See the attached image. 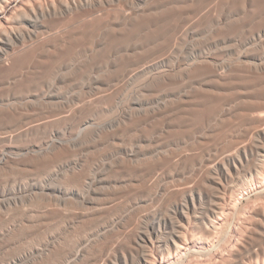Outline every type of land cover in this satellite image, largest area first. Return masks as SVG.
I'll return each mask as SVG.
<instances>
[{
    "label": "rangeland",
    "instance_id": "obj_1",
    "mask_svg": "<svg viewBox=\"0 0 264 264\" xmlns=\"http://www.w3.org/2000/svg\"><path fill=\"white\" fill-rule=\"evenodd\" d=\"M30 1L33 5L35 4V0ZM195 1L194 3V0H181L180 2L179 0H123L121 2L116 1V4L113 2L101 5L98 0H76V7L71 4V10L65 5L56 16L33 14L32 18H21L17 25L19 29L22 28L19 32L22 33L23 29L25 30L26 37L25 42H18L17 52L18 54L22 53L19 54L20 58L18 57V59L23 64L14 71L0 73V109L8 106L15 109L12 113L4 114L5 116L0 115V136H2V133L3 136L4 134L6 136L10 131L9 134L14 133V131L19 132V130L21 132L18 137L13 139L6 140L2 138L3 141L0 139V158L5 156L8 160L6 165H0V264H92L94 258H99V262H101L102 258L122 255H127L129 263L135 264L134 260L137 259L139 253L137 250L133 251L135 254L130 253L124 239L134 238L139 232H144L145 227L151 225L156 218H163V220L166 218L173 219L175 225H179L181 217L178 218L176 216V203L186 202L183 196H179L180 199L182 198L179 200L176 190L184 186L195 187L201 194L195 199V203H192L197 209L194 208L189 211L190 220L186 217L183 221L181 219V223L185 224V239H194L193 243L196 246L193 247V250L196 251L199 248L198 246L201 245L197 239H208L207 250L210 251H207L208 253L205 255H189L190 249L182 250L180 257L170 259L165 264H205L206 262V264H210L211 260L214 262V258H219L214 259L218 261L224 259L227 263L225 259L231 256L229 249L235 243V236L239 239H241L239 236L246 239L248 232L245 227H242L243 225L245 226V222H242L243 218L246 216L250 217L253 207H264V189L262 191L259 190L260 193L256 192L258 191L257 187L264 185V182H262L263 184L257 182L252 185L256 180L258 181V177L264 178L263 174H261V172L264 173V168L260 169L259 155L264 151L255 150V153L257 152L256 155L254 153V156L250 157V162L245 163L243 169L239 172L234 171L231 176L224 180L228 189L226 190L227 192L223 193V202L225 203L226 211L233 213L232 216L225 211V216L224 213L221 216L223 218H216L212 208V202L216 194L210 186H207V184L205 186L203 174L205 175L204 168H206L207 164L213 162V160L210 162L211 160L207 159L214 158L216 154L223 148H227L228 145V148H231L232 145L230 143L233 140L239 138L245 143L256 140L255 142L257 143L255 144L259 145L261 142L259 143V138L257 137L259 134L258 129L260 130L261 127H256L255 129L256 124L251 119L247 118L246 120L244 119L246 117H241L240 115V119H243L241 122L240 119H237L238 116L230 118L231 116L229 115L227 124L223 127V124L218 120L219 111H217L220 110V96L211 90L205 91V88H207V84H211L213 89L209 88L215 90L218 78L216 75L220 76L224 72L227 74V81L232 79L235 82V84L234 82L228 84L230 86L228 93H230V97L233 96V98L231 97L233 100L230 98L232 100L230 102L231 105L236 103V106H238L240 104L238 106L240 109L246 108V105L247 107L249 106V102L243 100L245 97L237 98L236 96L240 87L246 90L248 88V90H251L249 91L251 94L260 93V95H264V73L251 75L250 73L237 72V74L235 71L232 72V66L236 63V59L246 60L248 57L249 59L246 61L249 62H264V49H262V47L264 48V12H262V10L264 11V8H262L264 4L255 10L253 7H243L244 0H237V2L236 0H204L207 3V5L205 4L206 6L203 0ZM199 1L203 3L201 4ZM259 1L263 3L264 0ZM187 2L191 8L185 5ZM179 5L189 8L187 10L182 7V9ZM200 5L203 7H199ZM209 7L213 8L210 9ZM238 8L239 10H237ZM253 10L256 11L254 15L252 14ZM109 11L112 13L111 16ZM245 12L248 14L247 16ZM182 13L184 15L183 18H181ZM212 13L216 14V16ZM132 14L133 17L135 15V19L125 20V15L132 16ZM186 14H188V17ZM260 14H263V18ZM240 16L243 17V23H245L243 24V26L245 25L243 29L235 23ZM92 17L93 19L91 20ZM214 19L215 21H213ZM253 21L254 23H252ZM105 24L107 25L105 26ZM90 25H93V29ZM123 25H126L125 29ZM94 26L97 27L94 28ZM231 31L234 32L232 33ZM223 33L225 36H223ZM243 33L250 35V38ZM239 34L243 37L239 36ZM45 39L50 40V43L48 46L42 47V42ZM70 39L71 41H69ZM32 42L35 44H32ZM27 43L28 45H26ZM36 47L37 49H34ZM165 49L166 51L169 50V52H165ZM173 50L178 54H175ZM216 52L219 54L214 55ZM246 52H248V55ZM6 56L9 58V55ZM221 58L222 60H220ZM233 59L235 60L232 61ZM178 60L183 61L182 63L179 62L181 63L179 64ZM205 60H213L212 65L215 69L209 70L204 67ZM57 65L60 67L58 68ZM195 67H200V69L192 72ZM214 70H218L217 73ZM172 71H176V73ZM47 72L52 76L48 77ZM141 72H143V75H141ZM231 73L235 75L233 74L232 76ZM165 76L177 77L179 83H161L160 77ZM236 79H238L237 83ZM244 82L245 84L243 85ZM256 86L257 88H255ZM188 93H190V97L185 100L186 96L184 97V95ZM206 100L208 103L205 102ZM203 101L204 104L201 103ZM209 101L213 106L209 105ZM240 101L243 103H240ZM213 107L216 108L214 109ZM69 113L71 116H69ZM59 117L63 118L59 120ZM139 118L142 119L140 120ZM50 119H54L55 122H47L48 124L39 127L40 129L38 127H32L28 131L24 129L27 126L38 123V121ZM233 119L238 122L235 123ZM125 123L129 126L126 130L124 129ZM177 123H179V126ZM254 124L255 126H252ZM189 126L192 127L190 128ZM196 127L201 128L197 129V131L195 130ZM245 127L247 128L246 130L244 129ZM223 128L228 131L226 134H222ZM238 128L241 129L239 130ZM107 135L110 136L107 137ZM228 135L231 136L229 137ZM248 138H250V141H247L249 140ZM61 148L65 150V153L54 157L55 152L62 151ZM204 152L206 155H203ZM214 152L216 153L214 154ZM166 154H168L167 157ZM179 154L182 155L179 156ZM197 154L199 158L196 157L198 156ZM194 156L198 159L194 158ZM206 156L210 157L206 158ZM255 157L259 158L256 159ZM182 158L184 161L181 160ZM54 159L57 162L53 163ZM48 162L49 164H47ZM193 164L194 166H192ZM190 169L196 173H193ZM202 169L203 171H201ZM77 173L84 176V178L82 177L83 180H80L81 182L77 181L79 184L72 181V178L77 176ZM187 179L189 180L187 181ZM197 180L201 182L199 183ZM73 184L76 185L74 186ZM148 190L149 192H147ZM143 191L147 193L144 194ZM228 196L230 198L234 196V198L230 199ZM227 197L228 199H226ZM94 206L97 211L93 209ZM97 206H99L98 209ZM231 206H235V208ZM42 207L45 208L43 209ZM200 210L201 212H199ZM42 213L47 214L43 215ZM53 214H56V216H53ZM227 214L229 218H226L228 217ZM243 214L246 216H243ZM239 215L240 217H238ZM102 216L105 218H101ZM82 218H85V220ZM195 218L196 220L194 221ZM239 218H242V220H239ZM215 220H218L216 221L218 222L217 224L214 222ZM208 221L215 223L216 228L214 235L206 238L205 231L201 225L203 222ZM197 223H199V226ZM93 225L99 230L94 228ZM220 225L222 226L218 227ZM167 226V228L164 226L159 227L161 234L159 233V237L154 236V238L164 239V241L171 240L174 227L172 224ZM127 229L131 230L128 231ZM240 230L243 233L238 232ZM263 230L264 228L260 227L256 234L257 236L255 235V239H260L262 243H264ZM239 233H242V235ZM262 234L263 236L261 237ZM95 239H100V241L94 248ZM228 245L230 246L228 247ZM51 248L52 250L54 248H61L65 251L70 250L69 259L71 262L68 263L61 255L52 256ZM156 250L153 249L155 253ZM153 251L152 253L155 257L159 256L158 253L155 254ZM227 252L228 258H226ZM77 256H79V259ZM263 259L264 256H261L258 260L255 257L250 259L251 261L249 260L248 264H264ZM237 262L235 261L233 264L240 263L239 261ZM156 263L158 264V261Z\"/></svg>",
    "mask_w": 264,
    "mask_h": 264
},
{
    "label": "bare ground",
    "instance_id": "obj_2",
    "mask_svg": "<svg viewBox=\"0 0 264 264\" xmlns=\"http://www.w3.org/2000/svg\"><path fill=\"white\" fill-rule=\"evenodd\" d=\"M30 0H0V73L1 72H11V71H14V70H16V69H18V67L19 66H22V62L18 59V57H19V54L21 53H19L18 54V52H17V48H18V42H20V43H23V42H25V35H26V33H25V30L23 29V32L21 33V32H19L20 31V29H22V28H20L19 29V26L17 25L18 23H19V21L21 20V18H23V17H26V18H28V17H31L33 14H40V15H42V16H46V15H49V16H52V15H57L58 13H60L61 12V10H62V7H64L65 5H67L68 6V9L69 8H71V10H72V7H71V4H73L72 6L73 7H76V0H35V4L33 5L32 3H31V1L29 2ZM81 1V0H80ZM87 1V0H86ZM94 1V0H93ZM99 1V3L101 4V5H104V4H111V3H115L116 1L118 2H121V1H123V0H98ZM124 1H128V0H124ZM138 1V0H137ZM141 1H143V0H141ZM146 1V0H145ZM181 0H179V2H180ZM186 1V0H185ZM191 1V0H190ZM204 1V0H203ZM207 1H209V0H207ZM212 1V0H211ZM130 2V1H129ZM167 2H169V1H167ZM167 2H166V4H167ZM178 2V3H179ZM196 1L194 0V3H195ZM200 2V1H199ZM205 2V1H204ZM236 2H237V0H236ZM131 3V2H130ZM149 3V2H148ZM151 3V2H150ZM153 3V2H152ZM160 3H161V1H160ZM171 3H174V2H171ZM170 3V4H171ZM201 3V2H200ZM203 3V2H202ZM201 3V4H202ZM99 4V5H100ZM116 4V3H115ZM120 4V3H119ZM182 4V3H181ZM183 4H184V2H183ZM187 4H188V2H187ZM187 4H185L186 6H189V4L187 5ZM193 4V3H192ZM207 5V3L205 2L204 3V5ZM236 4V3H235ZM262 4H264V1H263V3L261 2V1H259V0H244L243 1V7H253V8H255V10H256V8L257 9H259V7L260 6H262ZM94 5V4H93ZM140 5V4H139ZM151 5V4H150ZM155 5H157V4H155ZM159 5V4H158ZM172 5H174V4H172ZM205 5V6H206ZM237 5V4H236ZM125 6V5H124ZM142 6H143V4H142ZM153 6V5H152ZM161 6V5H160ZM164 6V5H163ZM170 6V5H169ZM209 6V5H208ZM238 6V5H237ZM90 7H92V6H90ZM96 7V6H95ZM135 7V6H134ZM144 7V6H143ZM168 7V6H167ZM176 7H177V5H176ZM179 7H181V5H179ZM182 7H184V6H182ZM181 7V8H182ZM190 7V6H189ZM189 7H187V8H189ZM199 7H201V5L199 6ZM203 7V6H202ZM201 7V8H202ZM140 8V7H139ZM159 8V7H158ZM161 8H163V7H161ZM166 8V7H165ZM184 8H186V7H184ZM186 8V9H187ZM191 8V7H190ZM210 8V7H209ZM213 7H211L210 9H212ZM217 8V7H216ZM262 8H264V7H262ZM80 9V8H79ZM78 9V10H79ZM107 9V8H106ZM137 9V8H136ZM141 9V8H140ZM144 9H146V8H144ZM154 9V8H153ZM183 9V8H182ZM206 9V8H205ZM64 10V9H63ZM81 10V9H80ZM111 10V9H110ZM115 10H119V9H115ZM139 10V9H138ZM163 10H164V8H163ZM188 10V9H187ZM199 10H200V8H199ZM198 10V11H199ZM216 10V9H215ZM237 10H239V8L237 9ZM243 10V9H242ZM255 10H253V12H252V14L254 15L255 13H256V11ZM261 10V9H260ZM76 11H77V9H76ZM106 11V10H105ZM113 11V10H112ZM158 11V10H157ZM180 11H181V9H180ZM184 11H186V10H184ZM202 11V10H201ZM204 11V10H203ZM206 11H207V9H206ZM205 11V12H206ZM208 11H210V10H208ZM246 11V10H245ZM249 11V10H248ZM72 12V11H71ZM74 12V11H73ZM79 12V11H78ZM100 12V11H99ZM98 12V13H99ZM119 12V11H118ZM125 12H126V10H125ZM128 12H131V11H128ZM142 12H144V11H142ZM146 12V11H145ZM149 12V11H148ZM187 12H189V11H187ZM196 12V11H195ZM214 12V11H213ZM237 12V11H236ZM239 13H240V11H238ZM262 12H264L263 10H262ZM90 13H91V11H90ZM104 13V12H103ZM102 13V14H103ZM109 13H110V11H109ZM114 13H115V11H114ZM140 13V12H139ZM197 13V12H196ZM199 13V12H198ZM203 13V12H202ZM243 13V12H242ZM246 13V12H245ZM244 13V14H245ZM250 14H251V12H249ZM111 14L112 13H110V16H111ZM118 14V13H117ZM143 14V13H142ZM192 14V13H191ZM213 14V13H212ZM235 14V13H234ZM237 14V13H236ZM241 14V13H240ZM264 14V13H263ZM262 14V15H263ZM73 15V14H72ZM106 15V14H105ZM146 15V14H145ZM187 15V17H188V14H186ZM210 15V14H209ZM214 15V14H213ZM239 15V14H238ZM246 16L248 15L247 13L245 14ZM261 15V14H260ZM261 15V17L263 18V16ZM89 16H91V15H89ZM97 16V15H96ZM99 16V15H98ZM97 16V17H98ZM138 16V15H137ZM136 16V17H137ZM183 13H182V17L181 18H183ZM189 16H191V15H189ZM201 16V15H200ZM211 16V15H210ZM214 16H216V14L214 15ZM243 16V15H242ZM251 16V15H250ZM100 17V16H99ZM207 17H208V15H207ZM207 17H205V18H207ZM253 17V16H252ZM252 17H251V19H252ZM32 18V17H31ZM36 18V17H35ZM34 18V19H35ZM46 18V17H45ZM94 18H96V17H94ZM104 18V17H103ZM121 18H122V16H121ZM124 18H125V20H132V19H135V15H134V17H133V14H132V16L131 15H125L124 16ZM141 18V17H140ZM139 18V19H140ZM186 18V17H185ZM204 18V19H205ZM211 18V17H210ZM234 18H235V16H234ZM258 17H256V19H257ZM41 19H42V17H41ZM93 19V17L91 18V20ZM100 19V18H99ZM138 19V20H139ZM209 19V18H208ZM237 19V18H236ZM251 19H250V22H251ZM254 19V18H253ZM264 19V18H263ZM101 20H102V15H101ZM124 20V19H123ZM179 20H180V18H179ZM200 20H201V18H200ZM235 20V19H234ZM233 20V21H234ZM257 20H259V19H257ZM98 22H99V20H97ZM107 21H108V19H107ZM213 21H215V19L213 20ZM216 21H217V19H216ZM237 22H235V23H237V26L238 27H240V28H242L243 29V27H245V25L243 26V24H245V23H243V17H241L240 16V18L238 17V19L236 20ZM245 21V20H244ZM255 21V20H254ZM254 21L252 22V23H254ZM264 21V20H263ZM109 22V21H108ZM108 22H106L107 24H109ZM189 22V21H188ZM193 22V21H192ZM203 22V21H202ZM205 22V21H204ZM210 23L212 22V21H209ZM246 22V21H245ZM249 22V21H248ZM21 23V22H20ZM26 23V22H25ZM42 23H44V22H42ZM97 23V22H96ZM140 23V22H139ZM206 23V22H205ZM207 23H208V20H207ZM213 23V22H212ZM93 24V23H92ZM95 24V23H94ZM107 24H105V26L107 25ZM127 24V23H126ZM141 24V23H140ZM145 24H147V23H145ZM150 24V23H149ZM256 25H258L257 23H255ZM33 25V24H32ZM49 25H51V24H49ZM89 25V24H88ZM130 25V24H129ZM210 25V24H209ZM231 25V24H230ZM234 25V24H233ZM249 25H250V23H249ZM254 25V24H253ZM47 26V25H46ZM91 26V25H90ZM93 26V25H92ZM91 26V27H92ZM101 26V25H100ZM124 26V25H123ZM126 26V25H125ZM125 26H124V29H125ZM128 26V25H127ZM226 26V25H225ZM25 27V26H24ZM32 27V26H31ZM34 27V26H33ZM74 27V26H73ZM89 27V26H88ZM95 27H97V26H94V28ZM104 27V26H103ZM233 27V26H232ZM246 27H247V24H246ZM260 27H262L261 25H260ZM264 27V26H263ZM19 30H18V29ZM26 28V27H25ZM40 28H42V27H40ZM39 28V29H40ZM51 28V27H50ZM90 28V27H89ZM101 28V27H100ZM99 28V29H100ZM251 28V27H250ZM27 29V28H26ZM34 29V28H33ZM38 29V30H39ZM48 29H49V27H48ZM92 29H93V27H92ZM91 29V30H92ZM223 29V28H222ZM247 29V28H246ZM249 29V28H248ZM261 29V28H260ZM35 30V29H34ZM36 30H37V28H36ZM235 30V29H234ZM245 30V29H244ZM252 30V29H251ZM259 30V29H258ZM29 31H30V29H29ZM40 31V30H39ZM48 31V30H47ZM65 31V30H64ZM64 31H63V33H64ZM69 31V30H68ZM240 31V30H239ZM253 31V30H252ZM38 32V31H37ZM42 32V31H41ZM232 33L234 32V31H231ZM236 32H238L237 30H236ZM235 32V33H236ZM241 32V31H240ZM246 32V31H245ZM253 32H255V31H253ZM33 33V32H32ZM40 33V32H39ZM67 33V32H66ZM226 33V32H225ZM242 33V32H241ZM240 33V34H241ZM34 34H35V32H34ZM42 34H44V33H42ZM46 34V33H45ZM47 34H48V32H47ZM77 34V33H76ZM173 35H174V33H172ZM228 34H230V33H228ZM239 34V36H241ZM243 34H245V33H243ZM67 35V34H66ZM169 35H170V33H169ZM236 35V34H235ZM35 36V35H34ZM47 36V35H46ZM45 36V37H46ZM60 36V35H59ZM64 36V35H63ZM223 36H225V34L223 33ZM228 36V35H227ZM234 36V35H233ZM237 36V35H236ZM245 36H249V38H250V35H247V34H245ZM36 37V36H35ZM38 37H39V35H38ZM43 37V36H42ZM67 37H69V36H67ZM169 37V36H168ZM167 37V38H168ZM171 37V36H170ZM241 37H243V36H241ZM258 37H259V35H258ZM47 38V37H46ZM51 38V37H50ZM58 38V37H57ZM65 39H66V37H64ZM70 38H72V37H70ZM175 38V37H174ZM262 38V37H261ZM33 39H34V37H33ZM37 39V38H36ZM48 39V38H47ZM67 39H69V38H67ZM75 39V38H74ZM40 40V39H39ZM42 40V39H41ZM44 40V39H43ZM165 40V39H164ZM242 40V39H241ZM246 40V39H245ZM253 40H254V38H253ZM29 41H30V39H29ZM34 41V40H33ZM37 41V40H36ZM36 41H35V43H36ZM69 41H71V39L69 40ZM166 41V40H165ZM177 41V40H176ZM237 41V40H236ZM42 42V41H41ZM53 42V41H52ZM54 42H56V41H54ZM60 42V41H59ZM226 42H227V40H226ZM245 42V41H244ZM264 42V41H263ZM34 42H32V44H33ZM34 43V44H35ZM49 43H50V40H46L45 39V41H43L42 42V47H46V46H48L49 45ZM67 43H69V42H67ZM167 43V42H166ZM173 43V42H172ZM242 43V42H241ZM259 43V42H258ZM175 44V43H174ZM173 44V45H174ZM26 45H28V43L26 44ZM56 45V44H55ZM257 45H259V44H257ZM17 46V47H16ZM20 46V45H19ZM23 46V45H22ZM39 46V45H38ZM170 46H171V42H170ZM253 46V45H252ZM260 46V45H259ZM26 47V46H25ZM168 47V46H167ZM174 47V46H173ZM237 47V46H236ZM29 48H30V46H29ZM33 48V47H32ZM52 48V47H51ZM226 48V47H225ZM261 48V47H260ZM25 49H27V48H25ZM34 49H37V47L36 48H34ZM42 49V48H41ZM164 49V48H163ZM173 49V48H172ZM252 49V48H251ZM262 49H264L263 47H262ZM19 50V49H18ZM47 50V49H46ZM162 50V49H161ZM176 50V49H175ZM21 51V50H20ZM165 52H169V50L168 51H166V49L164 50ZM174 51V50H173ZM178 51V50H177ZM228 51V50H227ZM252 51V50H251ZM253 51H254V49H253ZM259 51V50H258ZM11 52V53H10ZM41 52V51H40ZM159 52H160V50H159ZM175 52V54L177 53L176 51H174ZM220 52V51H219ZM222 52V51H221ZM243 52H245V51H243ZM254 52H256V51H254ZM253 52V53H254ZM260 52V51H259ZM258 52V53H259ZM263 52V51H262ZM261 52V53H262ZM32 53H35V52H32ZM235 53V52H234ZM247 53V55H248V52H246ZM246 53H245V55H246ZM250 53H252V52H250ZM257 53V52H256ZM22 54V53H21ZM43 54V53H42ZM178 54V53H177ZM194 54V53H193ZM217 55V54H219L218 52H216V53H214V55ZM226 54V53H225ZM263 54V53H262ZM6 55H9V58L6 56ZM162 55V54H161ZM214 55L212 54V56L214 57ZM250 55V54H249ZM252 55V54H251ZM22 56V55H21ZM169 56V55H168ZM177 56V55H176ZM175 56V57H176ZM211 56V55H210ZM225 56H227V55H225ZM7 57V58H6ZM224 57V56H223ZM247 57V56H246ZM245 57V58H246ZM20 58V57H19ZM199 58H201L200 56H199ZM212 58V57H211ZM203 59H205V58H203ZM227 59V58H226ZM225 59V60H226ZM247 59H249L248 57H247ZM246 59V60H247ZM160 60V59H159ZM186 60V59H185ZM189 60V59H188ZM200 60V59H199ZM220 60H222V58L220 59ZM235 59H233L232 61H234ZM237 61H236V63H234V65L233 64H230V65H233L232 67V72H243V73H250L251 75L252 74H261V73H264V62H259L258 63V61H246V60H241V59H236ZM183 61V60H182ZM182 61L180 60H178V63L179 62H181L182 63ZM198 61V60H197ZM206 62H205V64H204V67H206L207 69H211V70H213V69H215V68H213V63H212V61H210V60H205ZM155 62V61H154ZM158 62H160V61H158ZM162 62V61H161ZM195 62V61H194ZM214 62V61H213ZM228 62V61H227ZM52 63V62H51ZM53 63H54V59H53ZM164 63V62H163ZM173 63V62H172ZM181 63H179V64H181ZM184 63V62H183ZM217 63V62H216ZM219 63H221V62H219ZM226 63V62H225ZM155 64V63H154ZM162 64V63H161ZM185 64V63H184ZM189 64V63H188ZM192 64V63H191ZM196 64V63H195ZM224 64V63H223ZM156 65V64H155ZM159 65V64H158ZM170 65H172V64H170ZM202 65V64H201ZM222 65V64H221ZM165 66V65H164ZM169 66V65H168ZM189 66V65H188ZM196 66V65H195ZM200 66V65H199ZM57 67H58V65H57ZM60 67V66H59ZM58 67V68H59ZM182 67V66H181ZM183 67H184V65H183ZM187 68V67H186ZM223 68V67H222ZM225 68V67H224ZM22 69V68H21ZM24 69V68H23ZM141 69V68H140ZM147 69V68H146ZM145 69V70H146ZM157 69H158V67H157ZM190 69H191V66H190ZM198 69H200V67H195V69H193L192 70V72L193 71H196V70H198ZM220 69V68H219ZM229 69H230V67H229ZM50 70H51V68H50ZM57 70V69H56ZM125 70V69H124ZM148 70V69H147ZM174 70V69H173ZM176 70V69H175ZM186 70V69H185ZM206 70V69H205ZM231 70V69H230ZM47 71H48V69H47ZM177 71V70H176ZM176 71H174L175 73H176ZM189 71V70H188ZM218 71V70H217ZM217 71H215L214 70V72H216L217 73ZM221 71H223V70H221ZM227 71V70H226ZM54 72V71H53ZM57 72V71H56ZM125 72V71H124ZM139 72V71H138ZM137 72V73H138ZM146 72V71H145ZM170 72V71H169ZM173 72V71H172ZM173 72V73H174ZM183 72H185V71H183ZM187 72V71H186ZM207 72V71H206ZM123 73V72H122ZM143 72H141V75H143L142 74ZM148 73V72H147ZM151 73V72H150ZM180 73V72H179ZM188 73V72H187ZM186 73V74H187ZM201 73V72H200ZM204 73V72H203ZM202 73V74H203ZM237 73V74H238ZM3 74V73H2ZM46 74H48L49 75V73L47 72ZM124 74V73H123ZM130 74V73H129ZM151 74H153V73H151ZM211 74V73H210ZM232 74V73H231ZM230 74V75H231ZM234 74V73H233ZM233 74H232V76H233ZM247 74H246V76H247ZM51 75V74H50ZM50 75L48 76V77H50ZM121 75V74H120ZM125 75V74H124ZM132 75V74H131ZM134 75V74H133ZM145 75V74H144ZM157 75H159V74H157ZM163 75H165V74H163ZM162 75V76H163ZM167 75V74H166ZM207 75V74H206ZM212 75V74H211ZM218 75V74H217ZM216 75V77H218L217 78V83H219V84H217L216 83V85H215V90H217V91H215V90H212L213 88H212V86L213 85H209V84H207L206 86H207V88H205V91H208V90H211L213 93L214 92H216V94H218L219 96H220V110H217V111H219L218 113H219V116L218 115H215V116H218L219 118H218V120L223 124V127L225 126V124H227V121H228V116L230 115L231 117L230 118H232V116H238L237 117V119H240L241 117H246V118H244V119H246L247 120V118H249V119H251L255 124H256V126H255V124L254 125H252V126H255V129H256V127H261L260 128V130L258 129V137L257 138H259V145H256L255 143H257V142H255V141H253V142H244V141H241V140H239V138L238 139H235V140H233V142L232 143H230V141H229V143H230V145H232V147L231 148H228V146H227V148H223L218 154H216V156H214V158L213 157H211V158H209V159H207V160H211L210 162H212V160H213V162L211 163V164H207V166H206V168H204V170H205V175L203 174V176H204V183H205V186H206V184H207V186H210V188H212V190H214L215 191V194H216V197H215V199H214V201L212 202L213 204H212V208H213V213L216 215V218L217 219H221V218H223V217H221L223 214L222 213H224V216H225V211H226V206H225V203L223 202V199H224V192L228 189L227 188V186H226V184L224 183V180L225 179H227L229 176H231V174L235 171V172H239L241 169H243V167H244V165H245V163H247L249 160H250V157L255 153V150H262V151H264V111H263V108H264V95H260V93H258V94H251L249 91H251V90H248V88H247V90L246 89H241V87H240V89H238V91H237V94H236V96H237V98H239V97H245V99H243L245 102H249V106L247 107V105H246V108H244V109H240L238 106H240V104L238 105V106H236V103L235 104H230V102L233 100L232 98H233V96H231L230 97V93H228V89L230 88V86H228V84L229 83H232V82H234V81H232V79L230 80V81H227L226 80V78H227V74L226 73H221L220 74V76H217ZM235 75V74H234ZM240 76H241V74H239ZM52 76V75H51ZM148 76V75H147ZM155 76H156V74H155ZM170 76V75H169ZM205 76V75H204ZM213 76V75H212ZM257 76V75H256ZM3 77V76H2ZM127 77V76H126ZM130 77V76H129ZM152 77V76H151ZM193 77V76H192ZM207 77H208V75H207ZM248 77H249V75H248ZM247 77V78H248ZM253 77V76H252ZM261 77V76H260ZM263 77V76H262ZM44 78V77H43ZM52 78V77H51ZM131 78V77H130ZM148 78V77H147ZM188 78V77H187ZM211 78V77H210ZM215 78V77H214ZM231 78V77H230ZM243 78H244V76H243ZM250 78V77H249ZM257 78V77H256ZM121 79H123V78H121ZM127 79V78H126ZM150 79V78H149ZM192 80H193V78H191ZM229 79V78H228ZM239 79H240V77H239ZM245 79V78H244ZM252 79V78H251ZM146 80V79H145ZM145 80H143V81H145ZM185 80V79H184ZM186 80H188V79H186ZM210 80V79H209ZM234 80V79H233ZM237 80V81H236ZM235 81H236V83L238 82V79H236ZM241 80V79H240ZM239 80V81H240ZM249 81H250V79H248ZM253 80V79H252ZM247 81V80H246ZM160 82L161 83H166V84H178L179 82H178V78L177 77H168V76H165V77H160ZM187 82H189V81H187ZM199 82V81H198ZM205 82V81H204ZM250 82H252V81H250ZM185 83V82H184ZM201 83V82H200ZM186 84V83H185ZM184 84V85H185ZM198 84V83H197ZM234 84H235V82H234ZM240 84V83H239ZM245 84V82L243 83V85ZM261 84H263V82H261ZM146 85H147V83H146ZM242 85V84H241ZM251 85V84H250ZM253 85H255V84H253ZM257 85H258V83H257ZM172 86H174V85H172ZM189 86V85H188ZM198 86V85H197ZM235 86V85H234ZM238 86V85H237ZM246 86H248V85H246ZM261 86V85H260ZM175 87V86H174ZM176 87H177V85H176ZM187 87V86H186ZM185 87V88H186ZM202 87V86H201ZM209 87H211L212 89H210ZM262 87V86H261ZM44 88V87H43ZM232 88V87H231ZM235 88V87H234ZM237 88H239V87H237ZM236 88V89H237ZM250 88H252V87H250ZM249 88V89H250ZM254 88V87H253ZM255 88H257V86L255 87ZM258 88H259V85H258ZM233 89V88H232ZM236 89H235V92H236ZM177 90V89H176ZM187 90V89H186ZM185 90V91H186ZM258 90V89H257ZM175 91V90H174ZM204 91V90H203ZM229 91H231V90H229ZM255 92V91H254ZM177 93V92H176ZM232 93V92H231ZM174 94V93H173ZM179 94V93H178ZM181 94H183V93H181ZM263 94V93H262ZM174 96V95H173ZM175 96H177L176 94H175ZM186 96V97H185ZM198 96V95H197ZM200 96V95H199ZM205 96V95H204ZM203 96V97H204ZM104 97V96H103ZM183 97V96H182ZM184 97L186 98L185 100H187L189 97H190V93H188L187 95L185 94L184 95ZM235 97V96H234ZM171 98H172V96H171ZM217 98H218V96H217ZM232 100H231V99ZM236 98V97H235ZM176 99V98H175ZM210 99V98H209ZM208 99V100H209ZM34 100V99H33ZM171 100V99H170ZM218 100V99H217ZM241 100V99H240ZM197 101V100H196ZM236 101V100H235ZM144 102V101H143ZM205 102H207L208 103V101L206 100ZM214 102V101H213ZM242 101H240V103H241ZM200 103V102H199ZM201 103H203L204 104V101L203 102H201ZM209 105L210 106H213L212 104H211V102L209 101ZM243 103V102H242ZM191 104V103H190ZM189 104V105H190ZM202 104V105H203ZM215 104V103H214ZM229 104V105H228ZM140 105V104H139ZM143 105V104H142ZM186 105V104H185ZM185 105H183V106H185ZM192 105V104H191ZM194 105V104H193ZM199 105V104H198ZM201 105V106H202ZM234 105V106H233ZM243 105V104H242ZM245 105V104H244ZM86 106V105H85ZM138 106V105H137ZM136 106V107H137ZM183 106H181V107H183ZM207 106V105H206ZM209 106V107H210ZM217 106H219V105H217ZM4 107V106H3ZM139 107V106H138ZM242 107V106H241ZM88 108V107H87ZM144 108V107H143ZM196 108V107H195ZM214 108V107H213ZM213 108H211L212 110H214ZM86 109V108H85ZM134 109V108H133ZM13 110H15L14 109V107H11V106H8L7 108H3V109H0V115H4V114H8V113H12V111ZM82 110V109H81ZM80 110V111H81ZM84 110V109H83ZM147 110V109H146ZM181 110V109H180ZM211 110V111H212ZM158 111V110H157ZM216 111V112H217ZM14 112V111H13ZM77 112V111H76ZM82 112V111H81ZM214 112V111H213ZM212 112V113H213ZM75 113V112H74ZM80 113V112H79ZM78 113V114H79ZM185 114V113H184ZM13 115V114H12ZM68 115V114H67ZM186 115V114H185ZM239 115L241 116V117H239ZM5 116V115H4ZM64 116V115H63ZM69 116H71V114L69 113ZM74 116V115H73ZM125 116V115H124ZM128 116V115H127ZM132 116V115H131ZM61 117V116H60ZM59 117V118H60ZM138 117V116H137ZM187 117V116H186ZM63 118V117H62ZM62 118H60L59 120H61ZM11 119V118H10ZM57 119V118H56ZM133 119V118H132ZM140 119V118H139ZM142 119V118H141ZM140 119V120H141ZM234 119H236L235 117H234ZM233 119V120H234ZM126 120V119H125ZM207 120V119H206ZM241 120H243V119H240V122H241ZM50 121H54V119L52 120V119H50V120H45V121H38V123H36V124H33V125H30V126H27L26 128H24L25 130H29L30 128H35V127H41V126H43V125H47L48 123L47 122H50ZM139 121V120H138ZM55 122V121H54ZM133 122V121H132ZM137 122V121H136ZM198 122V121H197ZM234 122H235V120H234ZM236 122H238V121H236ZM235 122V123H236ZM250 122V121H249ZM233 123V122H232ZM234 123V124H235ZM132 124V123H131ZM178 124V126H179V123H177ZM233 124V125H234ZM239 124V123H238ZM251 124V123H250ZM123 125V124H122ZM137 125V124H136ZM180 125H181V123H180ZM197 125V124H196ZM232 125V126H233ZM241 125H242V123H241ZM131 126V125H130ZM204 126V125H203ZM210 126V125H209ZM230 126V125H229ZM235 126V125H234ZM243 126V125H242ZM24 127V126H23ZM46 127V126H45ZM120 127V126H119ZM128 124H126L125 123V130L126 129H128ZM134 127V126H133ZM190 127V126H189ZM192 127V126H191ZM190 127V128H191ZM202 127V126H201ZM200 127V128H201ZM220 127V126H219ZM244 127V126H243ZM248 127V126H247ZM37 128V129H38ZM43 128V127H42ZM200 128H197L196 127V129L195 130H197V129H200ZM234 128H236V127H234ZM248 128H250V127H248ZM20 129V128H19ZM18 129V130H19ZM40 129V128H39ZM192 129H194V128H192ZM203 129V128H202ZM201 129V130H202ZM209 129V128H208ZM239 130L241 129V128H238ZM245 130L247 129L246 127L244 128ZM251 129V128H250ZM17 130V129H16ZM24 130V132L25 133H27V131H25ZM31 130V129H30ZM191 130V129H190ZM245 130H243V131H245ZM34 131V130H33ZM36 131H39V130H36ZM128 131V130H127ZM189 131V130H188ZM198 131V130H197ZM197 131H195V132H197ZM200 131V130H199ZM212 131V130H211ZM231 131V130H230ZM242 131V132H243ZM9 132V131H8ZM11 132V131H10ZM9 132V133H10ZM107 132V131H106ZM119 132V131H118ZM129 132V131H128ZM194 132V133H195ZM206 132V131H205ZM213 132V131H212ZM226 132H228L227 130H226V128H223L222 129V134H226ZM253 132V131H252ZM256 132V131H255ZM8 133V135H6L5 136V134H4V136H3V133H2V136H0V139L3 141V139L2 138H4V139H6V140H9V139H13L14 137H18V135L21 133L20 132V130H19V132H15L14 131V133H11V134H9ZM30 133V132H29ZM33 133V132H32ZM126 133V132H125ZM130 133V132H129ZM198 133V132H197ZM220 133H221V130H220ZM239 133V132H238ZM237 133V134H238ZM31 134V133H30ZM230 134H232V133H230ZM22 135H23V133H22ZM26 135V134H25ZM196 135V134H195ZM202 135V134H201ZM214 135V134H213ZM235 135V134H234ZM240 135V134H239ZM238 135V136H239ZM242 135V134H241ZM250 135V134H249ZM110 135H107V137H109ZM229 136V135H228ZM231 136V135H230ZM229 136V137H230ZM255 136V135H254ZM185 137V136H184ZM212 137V136H211ZM233 137V136H232ZM242 137V136H241ZM251 137V136H250ZM222 138V137H221ZM225 138H226V136H225ZM242 138H244V137H242ZM246 138V137H245ZM247 139V138H246ZM249 140H247V141H250V138H248ZM251 139H253V138H251ZM256 139V138H255ZM225 140V139H224ZM204 141V140H203ZM258 141V140H257ZM18 142V141H17ZM21 142V141H20ZM199 143V142H198ZM220 143V142H219ZM222 143V142H221ZM129 144H131L130 142H129ZM227 145V144H226ZM203 146H205V145H203ZM207 148V147H206ZM212 148V147H211ZM62 149V148H61ZM192 149V148H191ZM209 149H210V147H209ZM208 149V150H209ZM213 149H215V148H213ZM218 149H220V148H218ZM65 150H63L62 149V151H59V152H55L54 153V157H57L58 155H61V154H63V153H65L64 152ZM190 151H192V150H190ZM193 151H195L194 149H193ZM192 151V152H193ZM217 151H219V150H217ZM200 152V151H199ZM206 152V151H205ZM204 152V154L203 155H206V153ZM216 152H214V154H215ZM257 153V152H256ZM256 153H255V155H256ZM261 153V152H260ZM178 154V153H177ZM183 154V153H182ZM181 154V155H182ZM212 154V153H211ZM71 155V154H70ZM167 155L168 154H166V157H167ZM180 154H179V156H181ZM185 155V154H184ZM193 155V154H192ZM191 155V156H192ZM198 155V154H197ZM260 155V169L261 168H264V152L263 153H261V154H259ZM51 156V155H50ZM72 156V155H71ZM254 156V155H253ZM252 156V157H253ZM133 157V156H132ZM171 157V156H170ZM196 157H198L199 158V155L198 156H196ZM195 156H194V158H196ZM207 157H210V156H206V158ZM251 157V158H252ZM49 158V157H48ZM190 158V157H189ZM198 158H196V159H198ZM205 158V159H206ZM213 158V159H212ZM256 158V157H255ZM259 157H257L256 159H258ZM62 159H64V158H62ZM62 159H61V161H62ZM67 159V158H66ZM185 159H187V158H185ZM204 159V158H203ZM55 160V159H54ZM60 160V159H59ZM65 160V159H64ZM63 160V161H64ZM173 160V159H172ZM177 160H178V158H177ZM181 160H183V158L181 159ZM189 160V159H188ZM195 160V159H194ZM200 160V159H199ZM255 160V159H254ZM61 161H58V162H61ZM176 161V160H175ZM184 161V160H183ZM182 161V162H183ZM255 161H257V160H255ZM259 161V160H258ZM54 162H57L56 160L55 161H53V163ZM181 162V163H182ZM191 162H192V160H191ZM191 162H189L190 164H191ZM195 162V161H194ZM250 162V161H249ZM254 162V161H253ZM8 163V160L5 158V156L4 157H1L0 158V165L1 164H3V165H6ZM52 163V162H51ZM52 163V164H53ZM166 163V162H165ZM179 163V162H178ZM187 163V162H186ZM47 164H49V162L47 163ZM158 164V163H157ZM196 164V163H195ZM133 165H135V164H133ZM172 165V164H171ZM176 165H178V164H176ZM187 165V164H186ZM201 165V164H200ZM255 165V164H254ZM259 165V164H258ZM53 166V165H52ZM55 166H56V164H55ZM158 166V165H157ZM170 166V165H169ZM175 166V165H174ZM182 166V165H181ZM192 166H194V164L192 165ZM177 167H179V166H177ZM184 167H186V166H184ZM200 167V166H199ZM258 167V166H257ZM47 168H50V167H47ZM46 168V169H47ZM53 168H55V167H53ZM189 168V167H188ZM196 168V167H195ZM246 168V167H245ZM256 168V167H255ZM174 169V168H173ZM176 169V168H175ZM180 169V168H179ZM192 169H194V168H192ZM192 169H190L192 172H193V170ZM197 169V168H196ZM49 170V169H48ZM51 170H53V169H51ZM81 170H83V169H81ZM138 170V169H137ZM181 170V169H180ZM195 170V169H194ZM244 170H246V169H244ZM50 171V170H49ZM48 171V172H49ZM175 171V170H174ZM184 171V170H183ZM190 171V172H191ZM201 171H203V169L201 170ZM200 171V172H201ZM247 171V170H246ZM148 172V171H147ZM147 172H146V174H147ZM149 173V172H148ZM152 173V172H151ZM150 173V174H151ZM186 173V172H185ZM193 173H196V172H193ZM202 173H204V172H202ZM201 173V174H202ZM242 173H244V172H242ZM247 173V172H246ZM87 174V173H86ZM235 174V173H234ZM240 174H241V172H240ZM261 174H263V176H264V173H262L261 172ZM191 175V174H190ZM236 175V174H235ZM75 176V175H74ZM146 176V175H145ZM151 176H152V174H151ZM189 176V175H188ZM84 178V176H81L80 174L78 175V173H77V176H75V177H73L72 178V181L73 182H77V181H79V182H81L82 180H83V178ZM86 177V176H85ZM95 177V176H94ZM149 177V176H148ZM192 177V176H191ZM233 177V176H232ZM245 177V176H244ZM71 178V177H70ZM88 178V177H87ZM144 178V177H143ZM190 178V177H189ZM193 178V177H192ZM231 178V177H230ZM82 179V180H81ZM86 179V178H85ZM150 179V178H149ZM191 179V178H190ZM197 179H199V178H197ZM70 180V179H69ZM81 180V181H80ZM88 180V179H87ZM87 180H85V181H87ZM97 180V179H96ZM141 180H142V177H141ZM189 179H187V181H188ZM230 180V179H229ZM241 180V179H240ZM66 181H67V179H66ZM98 181V180H97ZM150 181H152V180H150ZM149 181V182H150ZM183 182H185L184 180H182ZM196 181V180H195ZM194 181V182H195ZM198 182H199V180H197ZM202 181V182H203ZM237 181V180H236ZM71 182V181H70ZM84 182V181H83ZM132 182V181H131ZM148 182V183H149ZM153 182V181H152ZM182 182V183H183ZM191 182V181H190ZM197 182V183H198ZM201 182V181H200ZM199 182V183H200ZM257 182H259V183H262V182H264V178H260V177H258V181L256 180V182H253L252 183V185H255V183H257ZM78 183V182H77ZM87 183V182H86ZM94 183H95V181H94ZM98 183V182H97ZM133 183V182H132ZM136 183V182H135ZM142 183V182H141ZM140 183V184H141ZM147 183V182H146ZM156 183V182H155ZM179 183V182H178ZM177 183V184H178ZM187 183V182H186ZM238 183H240V182H238ZM241 183H242V181H241ZM79 184V183H78ZM131 184V183H130ZM150 184H151V182H150ZM158 184V183H157ZM228 184V183H227ZM229 184H230V182H229ZM251 184V183H250ZM263 184V183H262ZM64 185V184H63ZM70 185V184H69ZM74 185V184H73ZM76 185V184H75ZM74 185V186H75ZM91 185V184H90ZM141 185H144V184H141ZM160 185V184H159ZM186 185V184H185ZM188 185V184H187ZM194 185H196V184H194ZM199 186H200V184H198ZM204 185V184H203ZM243 185V184H242ZM80 186H81V184H80ZM133 186H134V184H133ZM151 186V185H150ZM149 186V187H150ZM153 186V185H152ZM151 186V187H152ZM158 186V185H157ZM169 186V185H168ZM167 186V187H168ZM181 186V185H180ZM179 186V187H180ZM197 186V185H196ZM198 186V187H199ZM204 186V187H205ZM240 186V185H239ZM66 187V186H65ZM154 187V186H153ZM161 187V186H160ZM172 187V186H171ZM170 187V188H171ZM203 187V188H204ZM256 187V186H255ZM52 188V187H51ZM54 188V187H53ZM56 188V187H55ZM133 188V187H132ZM158 188V187H157ZM177 188V187H176ZM200 188V187H199ZM206 188V187H205ZM249 188H250V186H249ZM49 189H50V186H49ZM98 189V188H97ZM147 189V188H146ZM150 189V188H149ZM174 189H175V187H174ZM209 189V188H208ZM232 189H233V187H232ZM246 189V188H245ZM257 189H258V191H256V192H259L260 193V191L259 190H263L264 189V185H259L258 187H257ZM44 190H46V189H44ZM61 190V189H60ZM59 190V191H60ZM151 190V189H150ZM203 190V189H202ZM231 190V189H230ZM252 190V189H251ZM56 191H57V189H56ZM96 191V190H95ZM135 191V190H134ZM155 191V190H154ZM153 191V192H154ZM204 191H205V189H204ZM210 191H211V189H210ZM242 191V190H241ZM253 191V190H252ZM255 191V190H254ZM53 192V191H52ZM61 192V191H60ZM136 192V191H135ZM144 192V191H143ZM147 192H149V190L147 191ZM146 192V193H147ZM152 192V193H153ZM157 192V191H156ZM155 192V193H156ZM159 192V191H158ZM175 192V191H174ZM176 192H177V194H178V197L180 196H183V197H185V202L186 203H183V202H177L176 203V207H175V211H176V216L178 217V218H180V222H179V225H175V222H174V220L173 219H167L166 217V219H164L163 220V218H161V219H155L153 222H152V224L151 225H149V226H147V227H145V231L144 232H139L138 234H137V236L136 237H134V238H131L130 236H128V237H130L131 239H124V242H125V244L128 246V248H129V251H130V253H133V251L134 250H137L138 251V255H137V259L136 260H134V263L135 264H157L156 263V261H158V264H165L166 263V261H169L170 259H177L178 257H180V254L183 252L182 250H188V249H190V251H189V255H191V254H202V255H205V254H207L208 252L207 251H210V250H207L208 248H207V243L209 242L208 241V239H197L198 241H199V244H201L200 246H198L199 248H198V250L196 251V250H193V247L194 246H196L194 243H193V241H194V239H185V234H184V223H181V219H182V221H183V219L186 217L187 219H189L190 220V210H192V209H194V208H196L195 207V205H193L192 203L194 202L195 203V199L197 198V197H199V196H201V194L196 190V188L195 187H188V186H184V187H181V188H178L177 190H176ZM175 192V193H176ZM227 192V191H226ZM238 192V191H237ZM70 193V192H69ZM95 193H97V192H95ZM145 192H144V194H146ZM201 193H202V191H201ZM263 193V192H262ZM58 194H59V192H58ZM137 194V193H136ZM151 194V193H150ZM214 194V193H213ZM226 194V193H225ZM235 194V193H234ZM238 194V193H237ZM141 195V194H140ZM209 195V194H208ZM236 195V194H235ZM137 196V195H136ZM143 196V195H142ZM177 196V195H176ZM213 196H215V195H213ZM227 196V195H226ZM225 196V197H226ZM169 197H171V196H169ZM180 197H179V200H181L180 199ZM211 197V196H210ZM229 198H230V196H228ZM228 197L226 198V199H228ZM232 197V196H231ZM260 197V196H259ZM213 198V197H212ZM233 198H234V196H233ZM233 198H230V199H233ZM171 199V198H170ZM174 199V198H173ZM109 200V199H108ZM183 200V201H184ZM199 200V199H198ZM169 201V200H168ZM172 201V200H171ZM227 201H229V200H227ZM231 201V200H230ZM229 201V202H230ZM203 202V201H202ZM12 203V202H11ZM16 203V202H15ZM96 203V202H95ZM102 203H103V201H102ZM107 203H108V201H107ZM192 205H191V204ZM263 203V202H262ZM104 204H106V203H104ZM202 204V203H201ZM11 205V204H10ZM53 205V204H52ZM52 205H50V206H52ZM235 205V204H234ZM111 206V205H110ZM238 206V205H237ZM47 207H49V206H47ZM98 207L99 206H97V209H98ZM107 207V210H108V205L106 206ZM111 207H114V206H111ZM110 207V208H111ZM199 207H200V205H199ZM198 207V208H199ZM203 207V206H202ZM229 207V206H228ZM232 207V206H231ZM230 207V208H231ZM241 208H242V206H240ZM245 207V206H244ZM43 208V207H42ZM41 208V209H42ZM45 208V207H44ZM43 208V209H44ZM49 208H51V207H49ZM101 208V207H100ZM104 209H106L105 207H103ZM232 208H235V206H233ZM9 209V208H8ZM12 209V208H11ZM10 209V210H11ZM93 209H95V206H94V208ZM93 209H92V211H93ZM103 209V210H104ZM161 209V208H160ZM197 209V208H196ZM195 209V210H196ZM228 209V208H227ZM239 209V208H238ZM243 209H245V208H243ZM46 210V209H45ZM48 210V209H47ZM58 210H60V209H58ZM96 210V209H95ZM100 211H102L101 209H99ZM106 210V211H107ZM111 210H112V208H111ZM162 210V209H161ZM235 210V209H234ZM91 211V212H92ZM97 211V210H96ZM105 211V210H104ZM114 211V210H113ZM229 211H231V210H229ZM239 211H241V210H239ZM243 211V210H242ZM250 211V210H249ZM248 211V212H249ZM48 212V211H47ZM51 212V211H50ZM63 212V211H62ZM117 212V211H116ZM192 212V211H191ZM195 212V211H194ZM193 212V213H194ZM199 212H201V210L199 211ZM198 212V213H199ZM227 212V211H226ZM244 212V211H243ZM53 213V212H52ZM51 213V214H52ZM55 213V212H54ZM57 213V212H56ZM60 213V212H59ZM58 213V214H59ZM89 213V212H88ZM101 213V212H100ZM104 213V212H103ZM113 213V212H112ZM118 213V212H117ZM228 213V212H227ZM240 213V212H239ZM43 215H45V214H47V213H42ZM57 214V215H58ZM62 214V213H61ZM60 214V216H62ZM64 214V213H63ZM90 214V213H89ZM95 214H96V212H95ZM229 215L231 214V216H232V214L233 213H228ZM228 214H227V216H228ZM49 215V214H48ZM88 215V214H87ZM191 215H193V214H191ZM206 215H207V213H206ZM236 215H237V213H236ZM249 215H250V213H249ZM52 216V215H51ZM53 216H56V214H53ZM113 216V215H112ZM209 216V215H208ZM230 216V217H231ZM243 216H246V215H244L243 214ZM85 217H86V215H85ZM94 217V216H93ZM92 217V218H93ZM97 217H98V215H97ZM104 216H102L101 218H103ZM109 217V216H108ZM160 217V216H159ZM236 217V216H235ZM234 217V218H235ZM238 217H240V215L238 216ZM242 217V216H241ZM100 218V217H99ZM100 218V219H101ZM105 218V217H104ZM110 218H111V214H110ZM138 218V217H137ZM155 218V217H154ZM153 218V219H154ZM216 218H213V219H216ZM226 218H229V216L228 217H226ZM232 218V217H231ZM243 218V217H242ZM242 218L240 219L239 218V220H242ZM83 219V218H82ZM87 219V218H86ZM89 219V218H88ZM98 219V218H97ZM238 219V218H237ZM83 220H85V218L83 219ZM90 220H91V218H90ZM95 220H96V218H95ZM196 220V218L194 219V221ZM200 220V219H199ZM229 220V219H228ZM231 220V219H230ZM99 221H101V220H99ZM103 221V220H102ZM204 221V220H203ZM216 221H218V220H215L214 222H216ZM227 221V220H226ZM233 221V220H232ZM222 222V221H221ZM225 222V221H224ZM242 222H245V226L243 225H240V226H242V227H245V229L247 230V232H248V235H247V237H246V239L245 238H242L241 236H239L241 239H239L238 237H236L235 236V243L233 244V246L229 249V252H230V258H228V256H227V254H228V252L226 253V258H228V259H225V260H227V263L224 261V259H222V261H218V260H214V259H219V258H214L213 259V261L214 262H212V260H211V263L210 264H233V262H237V261H239L240 263L239 264H248V261L250 260V259H253V258H257V260H258V258H260L261 256H264V243H262V242H260L261 240L260 239H255L256 237H255V235L257 234V232H258V230H259V228L260 227H262V228H264V207H260V206H256V208H254L253 207V210H251V215H250V217H248V216H246V217H244L243 218V220H242ZM84 223V222H83ZM89 223V222H88ZM94 223V222H93ZM103 223H104V221H103ZM218 222H216V224H217ZM227 223V222H226ZM239 223V222H238ZM238 223H236V224H238ZM85 224V223H84ZM100 224H101V222H100ZM150 224V223H149ZM169 224H172V226L174 227V232L172 233V239L171 240H169V241H164V239H160V238H154V236H158V235H160L161 233H160V229H159V227H162V226H164V227H166L167 225H169ZM198 224V226H199V223H197ZM216 224L215 223H211V221H208V222H203L202 223V225L201 226H203V229H204V233H205V235H206V238H207V236L209 237V236H212V235H214V230H215V228H216ZM219 224H220V222H219ZM222 224V223H221ZM229 224V223H228ZM236 224H235V226H236ZM88 225V224H87ZM86 225V226H87ZM95 225V224H94ZM93 225V226H94ZM103 225V224H102ZM193 225V224H192ZM232 225V224H231ZM93 226H91V227H93ZM97 226H98V223H97ZM104 226V225H103ZM222 225H220V226H218V227H221ZM225 226V225H224ZM105 227V226H104ZM127 227V226H126ZM168 227V226H167ZM166 227V228H167ZM228 227V226H227ZM241 227V228H242ZM94 228H96L95 226H94ZM198 228V227H197ZM200 228V227H199ZM223 228V227H222ZM225 228V227H224ZM232 228V227H231ZM237 228V227H236ZM96 229H98V228H96ZM202 229V230H203ZM13 230V229H12ZM99 230V229H98ZM128 230V229H127ZM131 229H129L128 231H130ZM165 230V229H164ZM242 230H244V229H242ZM140 231V230H139ZM260 231H261V229H260ZM264 231V230H263ZM202 232V233H203ZM219 232V231H218ZM222 232V231H221ZM238 232H242L243 233V231H238ZM246 232V231H245ZM246 232V233H247ZM160 233V234H159ZM242 233L240 234V235H242ZM127 234V233H126ZM136 234V233H135ZM261 234V233H260ZM129 235V234H128ZM130 235H131V232H130ZM236 235V234H235ZM245 235V234H244ZM127 236V235H126ZM257 236V235H256ZM263 236V234L261 235V237ZM118 237V236H117ZM159 237V236H158ZM161 237V236H160ZM191 237V236H190ZM202 237V236H201ZM200 237V238H201ZM224 237V236H223ZM243 237H245V236H243ZM260 237V236H259ZM124 238H125V236H124ZM205 238V237H204ZM238 238V239H237ZM166 240V239H165ZM196 240V239H195ZM217 240V239H216ZM264 240V239H263ZM100 241V239H95V245L93 246L94 248H95V246H97ZM220 241V240H219ZM228 241H230V240H228ZM234 241V240H233ZM214 242V241H213ZM225 242V241H224ZM98 243V244H97ZM212 243V242H211ZM63 244V243H62ZM229 244V243H228ZM54 245V244H53ZM64 245V244H63ZM211 245V244H210ZM56 246V245H55ZM226 246V245H225ZM230 245H228V247H229ZM23 247H24V245H23ZM58 247V246H57ZM64 247V246H63ZM100 247V246H99ZM103 247V246H102ZM93 248V249H94ZM101 249V248H100ZM153 249H157L156 250V253L153 251ZM228 249V248H227ZM47 250H48V248H47ZM96 250H97V248H96ZM95 250V251H96ZM124 250V249H123ZM220 250H222V249H220ZM51 255L52 256H57V255H61L62 257H63V259L64 260H66L68 263H70L71 262V260L69 259V257H70V254H71V251L69 250H63V249H61V248H54V250H52V248H51ZM100 251V250H99ZM152 251L155 253V254H157L158 253V255L159 256H157V257H159L158 259H157V257H155V255L152 253ZM165 251H166V253H165ZM174 251V252H173ZM92 252V251H91ZM123 252V251H122ZM188 252V251H187ZM48 253V252H47ZM46 253V254H47ZM97 253H98V251H97ZM49 255H50V253H48ZM48 254H47V257H48ZM117 254V253H116ZM125 254V253H124ZM133 254H135V253H133ZM184 254V253H183ZM224 255H225V253H224ZM51 256V257H52ZM60 256V257H61ZM80 256V255H79ZM79 256H77V258L79 257ZM210 257V256H209ZM220 257V256H219ZM225 257V256H224ZM50 258V257H49ZM81 258V257H80ZM211 258V257H210ZM263 258V257H262ZM262 258H261V260H262ZM62 259V258H61ZM79 259V258H78ZM129 257L127 256V255H122V256H117V257H105V258H102V260H101V262H99V258H94L92 261V264H130L129 263ZM51 260V259H50ZM56 260H57V258H56ZM84 260V259H83ZM209 260V259H208ZM255 260V259H254ZM260 260V259H259ZM264 260V259H263ZM85 261V260H84ZM251 261V260H250ZM224 262V263H223ZM253 262V261H252ZM255 262V261H254ZM264 262V261H263ZM199 263V262H198ZM202 263V262H201ZM207 263V262H206ZM205 263V264H206ZM238 263V262H237ZM258 263H259V261H258ZM262 263V262H261ZM86 264V263H85ZM192 264V263H191ZM200 264V263H199ZM253 264V263H252ZM256 264V263H255ZM263 264V263H262Z\"/></svg>",
    "mask_w": 264,
    "mask_h": 264
}]
</instances>
